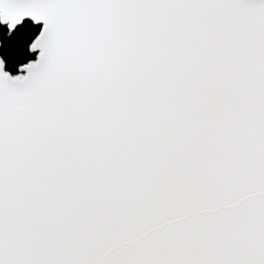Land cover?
I'll list each match as a JSON object with an SVG mask.
<instances>
[{"label": "snow or ice", "instance_id": "6c2138e0", "mask_svg": "<svg viewBox=\"0 0 264 264\" xmlns=\"http://www.w3.org/2000/svg\"><path fill=\"white\" fill-rule=\"evenodd\" d=\"M25 19L0 264H264V0H0Z\"/></svg>", "mask_w": 264, "mask_h": 264}, {"label": "trees", "instance_id": "16d2710c", "mask_svg": "<svg viewBox=\"0 0 264 264\" xmlns=\"http://www.w3.org/2000/svg\"><path fill=\"white\" fill-rule=\"evenodd\" d=\"M41 27L36 26L31 21H25L16 29L11 37L7 35V26L0 24V55L5 61V69L12 75H17L18 66L22 63H27L29 60H34L36 55L30 54L27 51V44L24 40L29 35L32 39L39 35ZM31 41L29 40L28 43Z\"/></svg>", "mask_w": 264, "mask_h": 264}, {"label": "water", "instance_id": "95a60500", "mask_svg": "<svg viewBox=\"0 0 264 264\" xmlns=\"http://www.w3.org/2000/svg\"><path fill=\"white\" fill-rule=\"evenodd\" d=\"M25 21H31V20H30V19H25ZM25 21H24V22H25ZM24 22H23V23H24ZM31 22H32V21H31ZM23 23H22V24H23ZM22 24H21V25H22ZM2 25H3V24H2ZM21 25L17 26V28L20 27ZM3 26H6V25H3ZM36 26L41 27V29H42V27H43L42 24H40V25H36ZM0 49H1V42H0ZM34 55H38V53H36V54H34ZM0 57H1V55H0ZM5 71H6V69H5ZM6 72H7V71H6ZM10 74H11V73H10ZM11 75H12V74H11ZM13 76H14V75H13Z\"/></svg>", "mask_w": 264, "mask_h": 264}]
</instances>
